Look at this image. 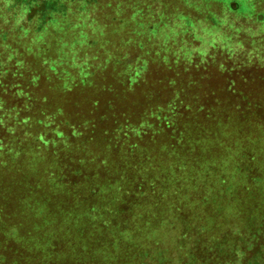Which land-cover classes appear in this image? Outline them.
<instances>
[{
  "label": "rangeland",
  "instance_id": "374dc122",
  "mask_svg": "<svg viewBox=\"0 0 264 264\" xmlns=\"http://www.w3.org/2000/svg\"><path fill=\"white\" fill-rule=\"evenodd\" d=\"M119 1L84 15L135 42L134 84L36 88L46 144L0 123V264H264V0H124L130 37Z\"/></svg>",
  "mask_w": 264,
  "mask_h": 264
},
{
  "label": "trees",
  "instance_id": "16d2710c",
  "mask_svg": "<svg viewBox=\"0 0 264 264\" xmlns=\"http://www.w3.org/2000/svg\"><path fill=\"white\" fill-rule=\"evenodd\" d=\"M90 1L99 9L104 7L100 0H85V10L81 13L73 10V0H0V123L5 121L11 133L15 134L28 120L34 143L46 144L66 137L60 124L45 122L51 114L47 109H52L28 111L23 108L36 100L34 91L42 85L72 92L92 83L96 74L106 72L114 75L105 85L108 88H113L117 82L125 88L134 84L135 42L101 40L107 17L85 19ZM125 3L119 1L112 8L113 20L124 23L121 27L128 29L123 36L130 37L135 32V24H125L129 17L120 11ZM125 6L134 10L135 0L131 6L129 3ZM119 28L113 29L118 33ZM19 92L27 94V98L17 96L16 99L15 93ZM6 109L9 110L7 115ZM57 112L54 110L52 115ZM64 123L69 125L67 121ZM9 137L11 144L18 142L15 135ZM3 141L0 136V144Z\"/></svg>",
  "mask_w": 264,
  "mask_h": 264
}]
</instances>
